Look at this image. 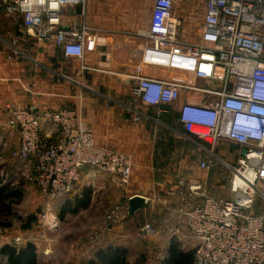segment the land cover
Wrapping results in <instances>:
<instances>
[{
  "label": "built area",
  "instance_id": "built-area-1",
  "mask_svg": "<svg viewBox=\"0 0 264 264\" xmlns=\"http://www.w3.org/2000/svg\"><path fill=\"white\" fill-rule=\"evenodd\" d=\"M176 1L153 0L141 61L129 76L134 81L131 94L146 108L173 105L180 89L209 96V101L182 103L177 120L211 156L220 141L235 144L239 156L235 164H227L230 199L216 198L203 184L176 174L174 191L167 196H177L180 205L168 209L167 231L172 239L191 245L186 250L193 251V264H264V215L254 213L256 200L264 202V131L250 139L233 126L234 116L250 109L264 124V0H204L196 41L179 37V23L171 16ZM86 2L0 0V10L19 18L23 33L36 42L52 40L65 58L80 62L81 70H96L84 65L98 45L96 32L84 21L60 25L63 9L79 8L83 15ZM146 66L189 73L219 88L161 80L143 74ZM5 111L7 128L18 134L13 155L30 165L34 186L48 200L73 194L85 168L110 175L121 187L128 184L132 157L99 146L73 108L40 114L8 104ZM133 111L136 119L142 115ZM167 112L165 107L158 115ZM44 122L55 128L53 139L41 134ZM199 166L208 168L206 161ZM158 203L166 199L150 200L152 206ZM125 209V202L113 207L108 216L112 226L123 228ZM153 232L151 222L144 221L134 235L146 238ZM21 240L15 237L14 243Z\"/></svg>",
  "mask_w": 264,
  "mask_h": 264
},
{
  "label": "crops",
  "instance_id": "crops-1",
  "mask_svg": "<svg viewBox=\"0 0 264 264\" xmlns=\"http://www.w3.org/2000/svg\"><path fill=\"white\" fill-rule=\"evenodd\" d=\"M152 5L153 0H87L83 15L79 8L62 10L61 26L84 21L96 32L98 45L84 59V65L96 70H81L80 62L65 58L52 40L36 42L23 33L19 18L0 10V192L4 198L0 202H4V212L20 203L22 182L31 176L30 165L13 155L18 146V134L6 126V105L33 109L40 114L63 107L73 108L78 122L92 132L99 146L132 157V173L126 186L121 187L108 174L85 168L84 181L96 179L85 183L80 180L78 191L84 195L92 187L100 188L103 182L113 188L120 187L118 203L123 200L126 203L123 228L112 230L110 244L126 250L129 264H163L173 241L182 250L190 251L186 250L190 244L172 239L167 231L168 209L180 205L177 196H167L168 192L174 191L176 174L183 173L191 181L203 184L216 198L230 199L231 173L227 164H235L239 156L238 147L227 141H220L211 156L206 146L184 132L178 122V109L182 103L209 101L212 99L209 96L180 89L179 98L173 105L152 108H146L132 96L134 81L129 76L135 73L141 61ZM203 13L204 0L174 2L171 16L179 23L178 33L182 40L198 39ZM142 73L165 81L219 88L216 82L196 79L184 72L146 66ZM165 107L168 112L158 115ZM133 110L142 115L136 119ZM54 133L55 128L44 122L41 134L53 139ZM201 161L207 162V169L199 166ZM135 196L147 200L130 206L125 198ZM158 197L165 198L166 203L152 206L150 200ZM77 210L66 213L73 214ZM254 213L264 215L262 200H256ZM54 216L51 217L53 223L63 215ZM144 221L151 222L154 232L146 238H136L134 234ZM35 222V226L32 222L29 224L28 234L25 230L8 229L10 223L0 225L3 227V231L0 229V256L4 246L12 245L15 237H23L26 238L23 244L14 248L32 244L36 264L56 260L48 245L39 244ZM145 249L163 252L165 256L158 262L147 263ZM131 254H138V259H131ZM75 262L80 263L79 259Z\"/></svg>",
  "mask_w": 264,
  "mask_h": 264
},
{
  "label": "rangeland",
  "instance_id": "rangeland-1",
  "mask_svg": "<svg viewBox=\"0 0 264 264\" xmlns=\"http://www.w3.org/2000/svg\"><path fill=\"white\" fill-rule=\"evenodd\" d=\"M84 177L82 175L80 178L84 183L92 182L96 179L91 178L90 181H84ZM79 184L78 182L73 194L67 198L62 196L48 200L38 192L31 176L25 177L22 182L20 203L11 206L8 211L5 210L6 212H4V209H0V225L10 223L11 226L8 229L25 230L28 234L29 224L31 222L34 224L36 220L39 244L41 243L42 246L48 245L54 256L57 257L51 263L43 261L44 263L40 264H77L75 262L77 259L80 261L78 264H87L88 261L94 259L95 253L99 248L114 247L113 244H110V235L112 230L117 227L116 225L112 226V221L108 216L115 204L118 203V200H121V190L120 187L113 188L107 182H103L100 188L94 189L92 187L90 190L88 189L86 195L90 201L86 206L78 207L77 212L73 214L62 213L61 208L64 205H73L76 198L79 199L84 196L82 192H78L80 190ZM29 187L31 188L29 189ZM124 201L119 203H124ZM54 215L56 217H59V215L63 216L53 223L51 217ZM0 229L2 230L3 227L0 226ZM1 230L0 236H2L1 232L3 231ZM21 238L20 244H23L26 238ZM11 244L9 246L13 248L15 246L18 247V244ZM144 254L147 263L158 262L165 256L163 252L146 251V249ZM138 257V254H131V259L137 260Z\"/></svg>",
  "mask_w": 264,
  "mask_h": 264
},
{
  "label": "trees",
  "instance_id": "trees-1",
  "mask_svg": "<svg viewBox=\"0 0 264 264\" xmlns=\"http://www.w3.org/2000/svg\"><path fill=\"white\" fill-rule=\"evenodd\" d=\"M3 194L0 192V200ZM7 195H4L6 197ZM88 196L86 193L83 198H76L73 205H64L62 213L74 212L78 207L86 206L88 203ZM5 207L4 202H0V209ZM0 264H36L35 248L32 244H26L20 249L13 248L11 246H4L1 251ZM194 255L193 251H184L180 248L179 244L175 241L171 242L167 256L163 260V264H193ZM87 264H129L127 261L126 250L119 247L107 246L106 248H99L94 256L93 260L87 262Z\"/></svg>",
  "mask_w": 264,
  "mask_h": 264
},
{
  "label": "clouds",
  "instance_id": "clouds-1",
  "mask_svg": "<svg viewBox=\"0 0 264 264\" xmlns=\"http://www.w3.org/2000/svg\"><path fill=\"white\" fill-rule=\"evenodd\" d=\"M233 126L234 129L246 134L250 139H255L254 133L256 131H264V124L261 123L258 115L251 109L247 112L235 115Z\"/></svg>",
  "mask_w": 264,
  "mask_h": 264
},
{
  "label": "water",
  "instance_id": "water-1",
  "mask_svg": "<svg viewBox=\"0 0 264 264\" xmlns=\"http://www.w3.org/2000/svg\"><path fill=\"white\" fill-rule=\"evenodd\" d=\"M141 201H143V198L135 196V197H132L129 200V203H130V206H131V205H136L137 203H139Z\"/></svg>",
  "mask_w": 264,
  "mask_h": 264
}]
</instances>
